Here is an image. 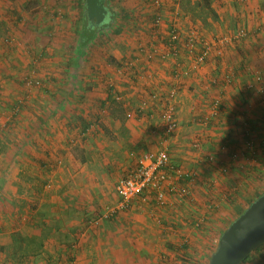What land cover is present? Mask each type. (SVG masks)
<instances>
[{
  "label": "crops",
  "instance_id": "crops-1",
  "mask_svg": "<svg viewBox=\"0 0 264 264\" xmlns=\"http://www.w3.org/2000/svg\"><path fill=\"white\" fill-rule=\"evenodd\" d=\"M29 1L0 0V22L4 21L6 28L11 29L15 21L19 22L16 16L28 17L30 21L23 30L18 26L23 31L19 39L26 36L24 31L30 24L35 22L30 25L34 28L39 25L37 18L30 20V16L39 13L25 6ZM36 1H47L48 9H53L56 15L63 10L70 15V21L73 15L81 17L65 26L66 44L60 46L55 40L49 41L51 44L47 43L46 48L49 53L42 57V52H38L42 50L34 47L14 52L15 44L0 42V66L4 73L0 72V264H166L164 256L171 260L174 254L184 253L185 244L181 248L173 246L179 238L187 239L197 232L190 218L197 216L196 195L203 193L200 183L209 176V170L204 168L207 165L192 166L185 160L188 157L183 153L180 143L184 137L180 133L189 123L201 121L199 116L209 114L207 102L219 91L222 110L209 121V127L215 126L213 134L224 129L223 137L234 138L237 114L229 111L234 108L230 97L238 96L240 101L251 79L248 69H255L254 64H261L258 68L264 65V21L260 20L264 17V0H209L212 18L200 16L202 12L196 6L200 0H160L159 6L150 0L152 10L147 28L136 21L131 25L134 32L146 29V34L136 41L135 50L129 54L131 60L119 67L109 66L97 55L104 47L102 43L93 45L95 38L106 30L119 34L122 28L119 23L116 28L113 24L100 29L90 42L79 46L77 33L83 30L85 0H64L63 8L58 7L61 0ZM138 3L129 0L133 8ZM187 4H194L197 9L186 8ZM116 5L117 10L108 7L116 12L122 9L127 17L135 19L127 5ZM119 15L117 12L116 16ZM156 16L161 18L160 36L152 42ZM180 19L194 30L200 28L209 43L233 33L241 24L252 32L219 50L213 48L206 61L194 68L193 58L185 52V42L193 34L186 36V27ZM73 24L76 27L72 28ZM173 24L181 35L177 58L164 56L168 53L167 33ZM71 31L73 34H68ZM62 47L67 50L57 49ZM197 48L199 51L201 46ZM36 53L39 61L33 66L41 71L48 68L54 82L66 85L48 91L44 102L38 94L19 114L12 115L15 100L23 95L18 85L20 77ZM114 58L116 61L118 56ZM11 64L17 70H12ZM179 65L183 77L175 98L178 127L164 140L159 114L162 100L175 83V68ZM57 66L61 67L58 72ZM226 78L232 82L227 84ZM212 79H217L218 85H213ZM116 96L120 98L116 100ZM224 120L230 121L229 127L223 126L228 124ZM208 129L205 131L211 132ZM210 136L211 133L206 139ZM228 142L225 141L228 151H237L230 149ZM162 145L167 147L172 163L184 172L194 173L191 182L176 181L166 186L163 206H156L153 194H149L147 203L135 199L128 210L91 226L90 220L117 204L116 179L134 168L139 156ZM218 153L214 154L217 161L212 163L217 168L225 171L234 165L228 153ZM207 154L197 159L204 160ZM182 190H188L190 195L180 196L178 192ZM256 190L252 189L251 194ZM237 191H243L242 186ZM237 193L232 201L245 207L247 195ZM14 237L20 242H14Z\"/></svg>",
  "mask_w": 264,
  "mask_h": 264
},
{
  "label": "rangeland",
  "instance_id": "rangeland-1",
  "mask_svg": "<svg viewBox=\"0 0 264 264\" xmlns=\"http://www.w3.org/2000/svg\"><path fill=\"white\" fill-rule=\"evenodd\" d=\"M131 1L132 0H130V2ZM149 1L150 0H138L139 2L138 6L134 7L137 9L134 10V8L129 4V0H107L106 6H109L110 8H113L115 10H117L116 4H118V6H121V7H123L124 5H127L128 8L132 10L131 12L134 13L133 18H135L131 20L129 17L122 18L121 15H119L118 17L116 16L117 19L115 18L112 25L114 24L113 27L115 28L118 27L117 23H119L122 26L123 29L122 28L120 29L119 34L116 31L114 32L112 30H106L105 32H102L98 36V38L96 37L95 41H93V45L94 44L96 45L99 42L98 44L102 43V45L104 46L103 49L100 50L99 53H97V55L100 56L104 60V62H106V64H108L109 66L119 67L121 64L123 63L126 64L128 61L131 60L130 55L132 54L131 53L132 50L133 49L135 50L134 45L136 41L141 39L146 34V29L136 30L134 32L133 27H131V25L133 24L134 21H136L140 26L143 25L145 27L146 25V28H147V24H149V15L151 13L150 11L152 10V6H150ZM236 2H238V0ZM199 3L202 4V1L201 0L198 1V4ZM26 4L27 5L25 6L28 9H30V11H33V12L35 11V13H39V15L35 14V16H30L32 17L30 20H33L34 17L37 18L36 22H39V25L36 26V28H34L32 26H34L35 22L30 24L32 26L29 25L28 26L29 29L27 27L26 30L24 31L26 36L23 35V39H19L18 35L20 33L22 34L23 31L21 32L20 29H18V26L19 27L21 26L20 28L21 30H23V27L25 28V25H27V23H30L28 17H25V16L17 17L16 16L15 20L18 18L17 21L19 20V22L15 21L16 26L14 25L11 29L6 28L3 23L4 21H2L0 22V42H2L3 44L4 43L3 41L5 40L6 44L9 46L15 44L16 46L12 47L14 52H19L21 50H24V48L34 47L36 50H42V51H38V52H42V54L40 55L41 57L48 55L49 51L46 48L48 47L47 43L51 44L49 43V41L55 40L57 41L59 45L61 44L60 46L65 45L66 44L65 26L69 25V23L77 22L75 19L78 20V18L81 17V14H79L78 16L73 15V21H70L68 20V17L69 19H71L70 15H65L63 10H61L62 14H58L59 15L58 16L55 13H53L52 11L53 9L51 8L48 9L47 1H45L44 3H41L36 0H31L27 2ZM198 4H196V6ZM58 7L60 8L66 7V2L64 0H61L60 2H58ZM186 8L192 9V10L197 9L194 4H187ZM198 8L200 12H202L200 16L201 15L203 16L204 14H205L204 17L212 16V12H210L208 9L209 7L204 9L203 7L198 5ZM260 20L264 21V17L261 16ZM180 22H182L183 27H186L185 34L188 38L193 34L190 38L196 37V39H205L203 38L205 34L204 32L201 33L200 28L194 27L195 30L192 29L193 26L189 24L188 22H186L184 19H180ZM56 26L58 28H56ZM61 26H63V28H61ZM74 27L76 26L73 24L72 28ZM235 30L236 29H234V31ZM68 34L71 35L73 33L71 31V32H68ZM240 40H236L228 44H232ZM60 46H57V47H60ZM57 49H60L61 51L67 50L66 47L57 48ZM95 50L96 48H94V51ZM114 52H116V54ZM115 56H118V59L116 61L114 58ZM37 61H39V59L36 53V55H34V58H32V60L30 61L32 62V64H29L26 70L24 69L20 77V83L18 84L19 87L21 88L20 89L21 95L27 93L28 103L32 102V100L36 98L38 94L42 97L41 101L44 102L46 101L44 97L45 95H47L48 91L57 90V87H60L62 89L66 85L65 82L61 83L58 80L54 82L55 80L52 79L53 78L52 73H49L48 68L47 70L46 69L42 70L43 71L42 72L41 70L34 67L33 64L35 62H36L35 64H37ZM26 64H28V62H26ZM256 65L257 64H254V66L258 68V66L261 64L257 66ZM11 68L12 70H17V67L14 64H11ZM60 69L61 67L57 66L56 72H58ZM0 72L2 75H4V73H2L3 72L2 68ZM18 72H21V71H18ZM28 76H35V79L39 82V85L33 86L29 89L26 88L23 82L25 78ZM57 77L58 76H56V78ZM60 92H63V91L61 90ZM219 94L220 92L218 91V94H215L212 97L219 96ZM252 94L245 92V95L241 96L242 99L240 98V101H239L238 96L230 97V101L231 103L234 104V108L229 111L230 113L237 114V117H236L237 119L234 120L235 124H233V127L235 128V132H236V134L233 135L234 136L233 139H230L228 137H223V135L225 134L223 132L224 129H222L219 133L213 134L212 130L216 131V129L214 128L215 126H210L211 127L210 128L209 125L211 124L209 123L204 124L202 120L195 122L197 124L189 123L188 124L189 126L186 125L184 126V128H182L184 132L182 131L180 135L184 137V141L180 144H181V147L183 148V151L185 150V152L183 153L188 157L185 160H187L192 166L194 164L197 165L198 167L200 164L207 165L204 168H206L207 172L209 170V176H207L206 179H205V175L202 176L204 177L205 181H202L200 184L207 192H204V189L202 188L203 193L199 192V196L196 195L197 197L196 199H198L199 197V202H200V203L198 202L197 205L195 204L194 206L196 207L195 211L197 213V216L195 217V219L190 218V220L191 219L194 220L192 225L197 230V232L195 235H190L189 237H187V239L184 238L185 240L179 238V241L176 243L177 245H173V246L177 248L185 244V247L187 246V250H183L184 253L179 252V254L178 253L176 255L174 254L171 260L167 259L168 258L167 256H164L165 258L163 257V262H165L166 264H208L210 255L216 248L217 241L219 238L218 237L219 232L220 231L223 232L226 229V227L231 223L230 221L233 218V215H232L233 213L230 208L229 202L232 201V198L234 197V195L237 196L238 194L237 192H239L237 191V189L240 186H242L244 190V187L246 186V184L249 183V184L255 185V187L258 189L255 191L256 195H260L264 191V167L262 168L261 167L262 165L260 166L259 164L260 154L258 153V150H259L258 147H256V140L261 130L260 125L258 124V121L261 117L262 111L264 112V96H259L254 93ZM208 97L210 96L208 95ZM207 104H211V102L210 103L207 102ZM221 110H222V107H221ZM244 114H247L252 121L256 120L255 122L256 127L252 135L254 139V146H255V155H254V158H252L253 160H246L247 158L242 155L243 154L242 153L243 137H242L239 124L241 120L243 119ZM199 118L201 119V116H199ZM224 122L228 124L223 125V126H226V127L230 126L229 124L230 121L227 122V120H224ZM206 128H209L208 130L211 129V132H206L205 131ZM204 133L208 135H205ZM210 133H211L210 138L206 139V137H208ZM203 134L206 137H203ZM214 139H216V141H213ZM195 140L201 141L200 150H196L197 152H200V151L202 152L200 155L199 154L197 155L196 151L194 152L191 150L193 149L192 143ZM227 140L230 141V143L228 142L229 143L228 147L230 149H237V151L240 153V156L236 160H231V162L233 161V164H234L232 167L230 165L229 167H227L225 171H223L221 168L220 169L217 168L215 164H212L213 162H208L205 159L204 160L197 159V158L202 157L203 153H206V154L208 153V154H213V155L217 154L218 153L217 149H219V146L221 145V143H225V141ZM174 146L176 148L178 147V145H174ZM228 156H229V152H228ZM185 166H186V163H185ZM188 167L186 166L185 168L189 169ZM256 168L258 169L261 168L263 169V171L259 173L256 171ZM121 177L122 176H119L116 179V181H118ZM196 183L200 187L199 182L196 181ZM178 194L182 197H184L185 195L187 196L190 195L188 193V190H186L185 195H182V192H178ZM113 203L116 204L115 201H113ZM246 205L247 203H245V208H246ZM240 264H264V246L259 252L250 255L246 261Z\"/></svg>",
  "mask_w": 264,
  "mask_h": 264
},
{
  "label": "built area",
  "instance_id": "built-area-1",
  "mask_svg": "<svg viewBox=\"0 0 264 264\" xmlns=\"http://www.w3.org/2000/svg\"><path fill=\"white\" fill-rule=\"evenodd\" d=\"M152 3L155 6H159L160 0H152ZM160 26L161 18L160 16H156L153 19V30L150 36V40L152 42L159 39ZM235 29L236 30L233 33L217 38L210 43L205 39H196L194 37L187 39L185 42V52L188 54V56L193 58V67L197 68L198 66L202 65L206 61L210 51L213 48L219 50L230 42L247 38L252 32V30L247 28L246 24H241ZM180 37L181 35L176 25L173 24L170 26L165 43L168 48V53L164 54V56L169 55L173 58L178 57L177 55L179 53L181 44ZM198 45L201 46L199 51L197 48ZM175 71V83L173 87L169 88L168 94L162 100L161 111L159 114L161 134L164 140L169 139L175 133L178 127V120L176 118L175 111V98L178 89L182 85L180 78L183 75V72L180 65L175 68ZM248 72L251 79L245 86L246 90L256 95L264 96V66L255 69L249 68ZM225 82L229 84L232 82V80L230 78H226ZM23 83L28 89L39 85V82L35 79V76L26 77ZM211 83L213 85H218V80L212 79ZM154 97L155 96H153V98ZM119 98V96H116V100ZM27 101V93L17 98L11 108L12 115L19 114L27 104ZM209 105V114L203 115L201 117V120L205 124L209 123V121L219 113L222 107L221 92L219 96H215L212 99L211 104ZM246 120L250 121L248 115ZM252 135L253 130L250 127V123L247 121L244 122L242 130V155L247 158L246 160H253L252 158H254L255 155L254 139ZM200 145L201 141L195 140L192 143V148L194 150H200ZM218 151L224 153L229 152L230 160H236L240 156L238 151H228V148L224 143L219 146ZM204 159L213 163L217 161V158L213 154L205 155ZM193 175V172H184L179 166L172 163L167 147L162 145L157 150H153L152 152L138 157L135 167L116 182L115 191L119 198L117 204L110 209H107L102 215L90 220L89 224L91 226H96L102 219H109L121 211L128 210L132 206L133 200L135 199H138L142 203H147L149 194H153L156 206H163L166 200V186L172 185L176 181L191 182ZM181 192L182 195L186 193L185 190H182Z\"/></svg>",
  "mask_w": 264,
  "mask_h": 264
},
{
  "label": "water",
  "instance_id": "water-1",
  "mask_svg": "<svg viewBox=\"0 0 264 264\" xmlns=\"http://www.w3.org/2000/svg\"><path fill=\"white\" fill-rule=\"evenodd\" d=\"M106 0H85L89 22L100 26L108 16ZM264 244V191L221 233L208 264H240Z\"/></svg>",
  "mask_w": 264,
  "mask_h": 264
},
{
  "label": "trees",
  "instance_id": "trees-1",
  "mask_svg": "<svg viewBox=\"0 0 264 264\" xmlns=\"http://www.w3.org/2000/svg\"><path fill=\"white\" fill-rule=\"evenodd\" d=\"M202 1V4H198L199 6L203 7L204 9L205 8H208L209 7V0H201ZM108 7V6H106ZM200 8V7H199ZM108 16H107V19L105 20V22L100 25V26H95L93 25L91 22H89L87 20V17H86V13L84 12L83 13V16H82V23H83V30L79 31L78 30V41L77 43L79 44V46H82V44H87L88 42H90L96 35V33L100 30V29H103V28H108L112 25V23L114 22L115 20V16H116V13L118 12L122 18H128L127 17V13L125 11H123L122 9L118 10L117 12L115 10H110V8L108 7ZM116 12V13H115ZM117 32V31H116ZM79 51L78 48H77V54H79ZM247 92V91H246ZM246 117H247V114H244L243 115V119L241 120L239 126H240V130H241V133H242V130H243V124L244 122H249L250 123V127L251 129L254 131L255 130V122L256 120H251L248 121L246 120ZM258 124L260 125V133H259V136L256 140V147H258V153L260 154V166L263 168L264 167V112L262 111V114H261V117L258 121ZM225 144V143H224ZM227 146V145H226ZM262 159V160H261ZM256 171L261 173L263 171V169L261 168H256ZM187 183V181L183 182L182 184H185ZM252 189H256L255 185L253 184H246V186L244 187V190L243 191H239L240 194H246L247 196V199H246V207L254 200L256 199L259 195H256L254 192L251 194V190ZM245 191V192H244ZM244 192V193H243ZM239 194V195H240ZM238 195V194H237ZM236 201H230L229 204H230V207L232 208L233 207V218L231 219L230 222H232L237 216H239L243 210L245 209V207H238L236 206L234 203ZM218 207V206H217ZM216 207V209H217ZM215 209V208H214ZM224 230V229H223ZM222 233V231L219 232V236L220 234ZM218 236V237H219ZM16 241L17 242H20L19 239H15L14 237V242ZM264 244L260 245L259 247H257L256 249H254L242 262L246 261L247 258H249L250 255L254 254V253H257L259 252L262 248H263ZM184 250H187V246L185 247ZM241 262V263H242Z\"/></svg>",
  "mask_w": 264,
  "mask_h": 264
},
{
  "label": "flooded vegetation",
  "instance_id": "flooded-vegetation-1",
  "mask_svg": "<svg viewBox=\"0 0 264 264\" xmlns=\"http://www.w3.org/2000/svg\"><path fill=\"white\" fill-rule=\"evenodd\" d=\"M106 2H107V0L105 1V5H106Z\"/></svg>",
  "mask_w": 264,
  "mask_h": 264
}]
</instances>
